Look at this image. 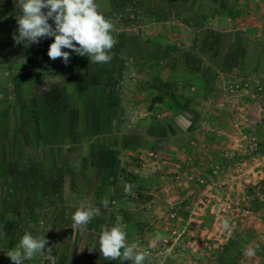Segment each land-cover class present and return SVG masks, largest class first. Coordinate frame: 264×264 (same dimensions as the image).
I'll use <instances>...</instances> for the list:
<instances>
[{"label": "rangeland", "instance_id": "1", "mask_svg": "<svg viewBox=\"0 0 264 264\" xmlns=\"http://www.w3.org/2000/svg\"><path fill=\"white\" fill-rule=\"evenodd\" d=\"M16 14L14 0L0 1L4 20ZM104 15L112 59L82 72L110 84L97 96L74 89L71 50L68 64L48 57L54 38L25 47L0 37V256L9 259L4 236L16 246L27 231L48 250L25 264H130L99 251L102 226L122 224L145 264H264V0H132ZM60 90L44 125L20 98ZM118 98L129 106L123 135L89 136L106 109H124ZM95 145L122 146L98 162L114 170L92 171ZM105 197L109 207L74 233L76 209ZM156 232L167 240L150 248Z\"/></svg>", "mask_w": 264, "mask_h": 264}, {"label": "clouds", "instance_id": "2", "mask_svg": "<svg viewBox=\"0 0 264 264\" xmlns=\"http://www.w3.org/2000/svg\"><path fill=\"white\" fill-rule=\"evenodd\" d=\"M17 14L15 16L18 28L13 34L16 44L29 47L38 44L42 38H54L49 45L47 55L50 59L61 58L68 64L71 52L78 56H87L89 63L106 64L112 59L110 55L116 40L113 36L114 23L100 11L97 0H14ZM46 10V11H45ZM53 23H49V21ZM69 49L70 51H63ZM47 90V89H46ZM134 185L126 183L124 192L130 194ZM100 207L80 206L72 214L74 233L85 230L91 221L101 215V208L109 207L105 197ZM222 228L231 231L230 221L222 219ZM167 237L161 233L153 234L148 247L154 248ZM48 240L45 236H33L25 232L19 243L8 251L7 257L12 264H25V261L43 256ZM99 251L104 260L130 262V264H145L149 255L147 249L141 250V245L129 241L126 225L116 224L111 227L102 226L98 238ZM243 254L254 257L256 250L245 246ZM50 264H57L55 257H48Z\"/></svg>", "mask_w": 264, "mask_h": 264}, {"label": "crops", "instance_id": "3", "mask_svg": "<svg viewBox=\"0 0 264 264\" xmlns=\"http://www.w3.org/2000/svg\"><path fill=\"white\" fill-rule=\"evenodd\" d=\"M3 1V0H0ZM128 1L132 2V0H97V3L99 5L100 11L103 12L104 14H111L113 12H115L116 10H119V8H122L124 6V4H126ZM172 1H176V0H172ZM46 11V10H45ZM167 23V22H166ZM170 23V22H169ZM18 28V24L16 21L10 22V21H6L4 20V17L0 15V37L2 39H13V34L16 32ZM156 30V29H155ZM156 35H163L164 32L161 31H155ZM161 37V36H160ZM72 57H74L73 60V64L70 66L71 67V71H72V76L74 77V89H85V90H92V94L95 96L101 95V90H105L106 88H110V84L108 83V81L106 80H98L95 78H88L84 75H82V72H88V73H92V72H98L99 71V67L94 66L92 63H89L88 61V67L86 68H82L81 65L78 64V60L77 63H75V57H78L77 59H79L80 56L76 55L74 52L72 53ZM35 83H29L28 86H32L31 89H33ZM112 86V85H111ZM114 87H116V84H114ZM43 89V88H40ZM43 93V94H42ZM62 93L63 90H60L58 93L56 94H51L53 96H57L56 98H53V96H49V94L43 91H40V93H37L35 91H30V92H25L23 91L22 95H20V98L22 100V103H26L27 106H34L37 110L38 113H40L41 111L43 112V116H40L39 119V124L40 125H44L43 120L45 119H49V117L54 118L53 115L51 114L48 110H50L49 108H47V106L52 105L55 101H60L62 98ZM42 95H44L45 97H43ZM94 98V97H92ZM36 101L33 105V102L31 101ZM91 101V100H89ZM106 101V100H105ZM109 101L110 98H109ZM114 103V102H113ZM119 104H122L124 109L121 108L120 109V113L119 111H115V108L113 106L109 107L106 112V114L108 115V118L105 119L106 124L105 125H90V130L88 132L89 136H95L97 137L99 134L102 133V131L105 132V135H109V136H119L121 137L123 135V129H124V125L121 122V120H123V116H126L127 111H129V106L127 105V101L125 99H120L118 98L117 102ZM97 103H93L92 102V106H97ZM107 105V104H106ZM94 108V107H93ZM94 113H97V110H93ZM96 111V112H95ZM120 115V117H119ZM61 116V115H60ZM57 118V117H55ZM54 118V119H55ZM115 120L119 122L118 125H116ZM58 127V124H57ZM106 128V129H105ZM105 129V130H104ZM42 128L39 129V131H41ZM65 135V134H64ZM69 135V134H67ZM113 150H109L108 146L104 147V146H94V152H93V161L94 163L92 164L95 169L92 168V171H100L103 170L105 168V166L103 167V165L98 164L99 160H102L103 158H105V155L108 156L110 153H114V156L117 155L116 150L118 151H122V146H118L116 148V146L112 147ZM97 152L99 153L100 157H97ZM116 157V156H115ZM100 158V159H97ZM98 164V165H97ZM118 163H116V161L114 162V164H111L110 166H107L105 168L106 171L111 170V168H113V170L116 168V165ZM46 168H53L55 170L60 169L58 165L53 164L52 167L47 166ZM104 171V170H103ZM101 172V171H100ZM59 174V173H58Z\"/></svg>", "mask_w": 264, "mask_h": 264}, {"label": "trees", "instance_id": "4", "mask_svg": "<svg viewBox=\"0 0 264 264\" xmlns=\"http://www.w3.org/2000/svg\"><path fill=\"white\" fill-rule=\"evenodd\" d=\"M3 239H7L8 240V245H7V249L11 250L15 247V235L12 234L11 237H6L4 236ZM1 250V249H0ZM0 255H1V251H0ZM0 264H12V261L10 259L4 258L2 256H0Z\"/></svg>", "mask_w": 264, "mask_h": 264}]
</instances>
